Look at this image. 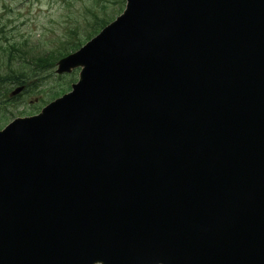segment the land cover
<instances>
[{
  "label": "water",
  "instance_id": "95a60500",
  "mask_svg": "<svg viewBox=\"0 0 264 264\" xmlns=\"http://www.w3.org/2000/svg\"><path fill=\"white\" fill-rule=\"evenodd\" d=\"M52 71L0 129V264H264V0H124Z\"/></svg>",
  "mask_w": 264,
  "mask_h": 264
},
{
  "label": "rangeland",
  "instance_id": "374dc122",
  "mask_svg": "<svg viewBox=\"0 0 264 264\" xmlns=\"http://www.w3.org/2000/svg\"><path fill=\"white\" fill-rule=\"evenodd\" d=\"M112 1L114 0H0V46L4 48L12 42H25V46L35 55L53 52L67 40L72 20L76 22V35H82L85 23L90 22V17L85 13L87 10L100 17L102 13H99L97 7L103 5L109 18L117 16L123 9L124 0L121 7L108 3ZM50 70L49 76L46 71H37L30 83L35 84L36 80L39 83L26 89L21 95H10L15 86H2L0 129L13 118L36 114L45 103L52 100L49 96L59 93L60 89L65 90L63 93L68 91L66 82L60 84V80L52 73L53 69ZM61 78L74 82L76 72L61 75ZM73 82L68 83V86Z\"/></svg>",
  "mask_w": 264,
  "mask_h": 264
},
{
  "label": "trees",
  "instance_id": "16d2710c",
  "mask_svg": "<svg viewBox=\"0 0 264 264\" xmlns=\"http://www.w3.org/2000/svg\"><path fill=\"white\" fill-rule=\"evenodd\" d=\"M108 3L111 5H119V7H121L123 1L114 0ZM97 10H99V13H102V16L99 17L97 13L89 10L85 12L90 17V22L87 21L85 23V29L81 36L76 35V22L75 20H72L70 28L67 32V40L62 46L53 52L35 55L30 52V48L25 46V42H12L11 44L6 45L4 48L0 46V93L3 85H12L15 86V88L22 86V90L18 93V95H21L26 91V89L39 83V80H36L35 84L30 83L32 78H35V73L37 71L48 72L50 69L52 70L54 68V63L58 58L75 51L85 41L94 36L103 26L112 20V16L109 18L106 15L103 5H99ZM49 73L50 72H48L47 76L50 75ZM56 77L60 80V84L62 82H66V89L68 88L67 90H69L68 83L73 82V80L70 82L69 80H64L61 78V75ZM61 86L62 85H60V87ZM58 92L59 93H56L55 95H50L49 98H56L57 96L63 94L65 90L62 91L60 89ZM10 99L11 98H8V100Z\"/></svg>",
  "mask_w": 264,
  "mask_h": 264
},
{
  "label": "flooded vegetation",
  "instance_id": "af4514ba",
  "mask_svg": "<svg viewBox=\"0 0 264 264\" xmlns=\"http://www.w3.org/2000/svg\"><path fill=\"white\" fill-rule=\"evenodd\" d=\"M72 72H76V71H72ZM77 73V72H76Z\"/></svg>",
  "mask_w": 264,
  "mask_h": 264
}]
</instances>
